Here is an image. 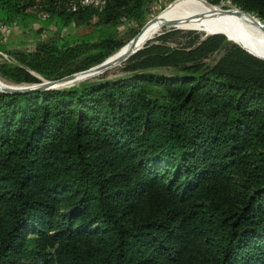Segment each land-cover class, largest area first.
<instances>
[{"label":"trees","instance_id":"1","mask_svg":"<svg viewBox=\"0 0 264 264\" xmlns=\"http://www.w3.org/2000/svg\"><path fill=\"white\" fill-rule=\"evenodd\" d=\"M43 1L56 27L96 17L105 34L4 64L13 84L40 83L29 70L57 80L101 63L126 43L108 26L144 3ZM230 1L264 22V0ZM29 4L0 0V19ZM150 41L123 76L0 92V264H264V60L245 51L264 49L217 34L191 49ZM81 49V67L45 72Z\"/></svg>","mask_w":264,"mask_h":264},{"label":"rangeland","instance_id":"2","mask_svg":"<svg viewBox=\"0 0 264 264\" xmlns=\"http://www.w3.org/2000/svg\"><path fill=\"white\" fill-rule=\"evenodd\" d=\"M30 4L25 9L24 14L15 18L13 21L4 22L0 19V85L3 84H13L8 78L2 76V71L4 70V64H18L21 59L25 58L26 53H39L42 54L44 50L54 53L53 50L66 51V47L79 46L83 41H87L88 44H93L98 42L101 37L105 34L100 30L96 25L97 18L90 17L80 26H69L58 28L55 25L54 18L46 13L43 6L45 3L43 0H28ZM206 4L211 7H217L224 4L225 9L237 8L230 0H220L218 4L209 3L206 0H203ZM59 3L63 4L66 9H72L77 5L91 4L93 6H100V0H59ZM181 3V0H144L140 11L137 12L134 17H121L115 24L108 26V34H111L113 39L120 42H126L118 51L113 53L111 58L116 56L120 51L126 48L128 41L131 40L143 27L150 21L153 23L165 10L169 7L178 5ZM239 9V8H237ZM241 10V9H239ZM243 13L256 18L253 13H248L241 10ZM149 23L141 33L151 24ZM172 28V29H171ZM170 29V30H169ZM203 32V33H202ZM140 33V34H141ZM160 33V32H159ZM157 33L151 36V41L149 38L142 39L139 41L137 47L141 46L148 40L149 44L158 43L171 48H186L191 49L195 47L202 39L206 36L213 35V33H218L217 35H222L225 37L226 41L238 46H242L244 49L248 48L244 43H241L237 40H232L226 35L219 32H208L201 31L195 28H189L181 23L179 25H174L172 27L165 28L163 34L159 36ZM139 34V36H140ZM159 36V37H158ZM158 37V38H157ZM148 39V40H147ZM144 41V42H143ZM234 41V42H233ZM142 42V43H141ZM136 47V48H137ZM250 49V48H249ZM253 49L256 47L253 46ZM257 50V49H256ZM80 56L76 57L72 62H66L65 58L61 57L59 60H56L55 57L52 63L46 65L45 72L50 76H55L58 73H61L66 70L75 69L81 67L88 60L86 57L87 52H84ZM90 53H95L92 49ZM225 51V46L220 47L213 54L209 55L203 60V62L208 65L214 64L220 59ZM264 56V53H259ZM91 55V54H90ZM109 56V57H110ZM109 58V59H111ZM127 63H122L106 72V77L108 79L116 78L123 76L125 71L123 68ZM29 70V69H28ZM31 74L40 79V83L43 80H48V78L43 77L39 73L29 70ZM153 72L169 74L174 69L172 67H160L153 69ZM77 73V72H75ZM74 74V73H72ZM71 75V74H70ZM68 76V75H67ZM65 77V76H63ZM62 78V77H61ZM38 84V83H34ZM21 85V84H19Z\"/></svg>","mask_w":264,"mask_h":264},{"label":"bare ground","instance_id":"3","mask_svg":"<svg viewBox=\"0 0 264 264\" xmlns=\"http://www.w3.org/2000/svg\"><path fill=\"white\" fill-rule=\"evenodd\" d=\"M181 23H184L186 27L195 28L206 33L219 32L232 40L244 43L246 46L264 49L263 21L257 20L237 8L228 10L224 8V4L208 8L195 0H181L180 4L171 6L165 10L138 36L135 48L142 39L149 37L151 39V36L156 35L165 28ZM127 47L113 58L110 56V58L114 59L115 57L123 56ZM252 53L264 58L263 55L255 52Z\"/></svg>","mask_w":264,"mask_h":264},{"label":"water","instance_id":"4","mask_svg":"<svg viewBox=\"0 0 264 264\" xmlns=\"http://www.w3.org/2000/svg\"><path fill=\"white\" fill-rule=\"evenodd\" d=\"M152 20L148 21L144 27L131 39L128 41L127 49L125 51V54L122 56L115 57L114 59H109L110 57H107L105 60H103L101 63L94 65L88 69H85L83 71L62 77L57 80H43L41 83L38 84H21V85H16V84H4L3 86H0V92H5V93H26L29 91H40V90H53V89H59V88H65L69 86H73L75 84H78L80 82L86 81L93 79L108 70L121 65L125 60H127L130 56L135 54L137 51L142 49L145 44L153 39H149L147 42L142 44L141 46L135 48L137 41H138V36L141 33V31L149 24L151 23ZM170 30V29H169ZM163 31H161L158 35L162 34ZM213 34H218V33H213ZM245 50V49H244ZM247 51V50H245ZM249 54L264 60L263 57L258 56L252 52L247 51Z\"/></svg>","mask_w":264,"mask_h":264}]
</instances>
